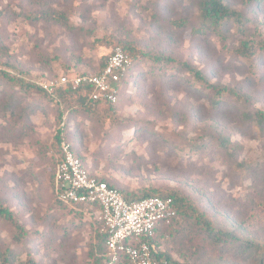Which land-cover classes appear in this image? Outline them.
<instances>
[{
	"label": "rangeland",
	"instance_id": "obj_1",
	"mask_svg": "<svg viewBox=\"0 0 264 264\" xmlns=\"http://www.w3.org/2000/svg\"><path fill=\"white\" fill-rule=\"evenodd\" d=\"M198 1L0 0V62L12 67L0 69H16L26 82L39 87L61 76L96 73L100 59L119 44L133 50L128 53L134 65L110 115L28 95L36 111L21 135L16 122L8 124L10 113L2 118L0 95V203L20 226L0 220V264L4 254L10 264H93L99 258L104 232L96 210L63 206L54 196L58 131L91 176L134 195L181 189L242 239L264 242V128L245 114L264 113V0H224L248 18L245 34L228 45L199 31ZM40 10L48 16L38 21L17 16ZM242 42L256 48L253 58L234 56ZM141 51L188 62L247 101L214 108L207 95L190 88L187 75L168 70L155 77L162 69L157 64L142 77ZM217 137H228L239 150L221 151L211 142ZM236 163L251 172L240 173ZM164 234L160 249L185 264ZM199 264L238 263L208 257Z\"/></svg>",
	"mask_w": 264,
	"mask_h": 264
},
{
	"label": "trees",
	"instance_id": "obj_2",
	"mask_svg": "<svg viewBox=\"0 0 264 264\" xmlns=\"http://www.w3.org/2000/svg\"><path fill=\"white\" fill-rule=\"evenodd\" d=\"M36 1L37 4L42 5L43 0ZM252 2H254V0H248V4H251ZM197 14L199 31L210 37H216L223 45H228L233 36L243 35L247 31L248 18L240 11L228 6L224 0H199L197 3ZM17 16H23L26 19L38 21L48 15L45 13L42 14V11L40 10L33 12L22 11L21 13H17ZM58 16L59 15L56 17L58 18ZM114 47H120L126 53L133 51L126 44H119ZM259 48L264 51V41L261 42ZM4 52L5 48L2 43H0V54ZM255 52L256 48L253 47V45H248L246 42H242L239 47L234 49L233 54L239 59L249 60L250 58H253ZM139 53V64L142 66L144 65L141 72L142 77L147 76L148 73L152 74V72L155 71L152 67L157 64V66H161L160 68L162 69H157L158 75H154L155 77L160 74V76H166L168 70H173L176 74L187 75L189 83H191L190 88L207 95L210 104L214 108H219L222 104L229 103L228 101L242 104H245L247 101L245 95L241 94L235 88L210 82L201 70H198L188 62L164 55L150 54L142 51ZM107 58L100 59L99 70L105 65ZM0 66H4L5 68H8V70L9 68H12L8 62H0ZM133 68L134 65L131 66L126 75L120 80L119 98L115 105H109L102 101H92V90L90 88H79L74 90L71 87H61L55 89L53 94L49 95L34 84L26 82L18 75L19 73H17L16 69L15 71H6L7 69L1 68L0 87L2 90H0V95L3 100L1 103V110L3 112L2 118L6 119L5 113H10L11 120L8 124L12 121L16 122L19 134H23L26 129V124L30 122L29 117L36 111L35 103L26 102L27 96L34 92L45 95L56 103H67L70 105L71 102H74L80 109L90 114L106 113L107 115H110L114 112V108L119 104L120 97L124 90L130 84ZM133 82L135 83L136 79L133 80ZM245 114L251 123L254 122L257 125V128H264V113L256 111L252 114L247 110ZM60 135H62V133L58 131L55 136V143L53 144V150L57 153L58 159L60 158V141L64 140L67 142V140L61 138ZM214 141L223 152L233 153L239 150L236 143L231 142L228 137H217L214 140L211 138V142L214 143ZM201 146L202 145H199V148ZM70 148L73 154L80 160L74 149L71 146ZM236 170L244 175L251 172L250 168L243 163H236ZM98 180L105 182L108 187L116 189L127 202L139 201L147 197L171 198L174 202L176 217L169 225H161L158 227L153 242L158 245L159 238L167 232L168 237L170 236L173 239L174 246L176 247L175 252L182 257L185 264H190L191 262L199 264L202 259L208 257H218L220 260H229L238 264H264V242L242 239L235 232V229H228L227 227L222 226L204 211H201L199 206L192 201L189 193L184 192L181 189H173L163 192L153 190L144 192L140 195H134L125 189L118 188L114 183L105 179ZM58 203L71 208L95 209L96 215L99 210L96 205L89 207L80 204L65 205L60 202ZM259 219L264 222V215L259 216ZM0 220L6 223L9 227L15 226L20 229L12 211L1 203ZM97 222L102 226L100 221L97 220ZM101 239L102 249L99 258L93 259V264H107L105 247L107 235H101ZM157 259H165L173 264H182L174 261L168 253L163 251ZM10 263L9 256L4 254L3 264ZM117 264H127V262L122 257Z\"/></svg>",
	"mask_w": 264,
	"mask_h": 264
},
{
	"label": "built area",
	"instance_id": "obj_3",
	"mask_svg": "<svg viewBox=\"0 0 264 264\" xmlns=\"http://www.w3.org/2000/svg\"><path fill=\"white\" fill-rule=\"evenodd\" d=\"M133 65L131 56L120 47H114L103 68L96 73L61 76L39 88L47 94L61 87L90 88L94 102L115 105L119 98V83ZM60 158L53 178V192L58 202L65 205H96L97 220L102 223L107 264H117L123 257L127 264H173L158 260L162 252L153 242L161 225H169L176 217L171 198L147 197L127 202L114 188L90 176L70 145L61 140Z\"/></svg>",
	"mask_w": 264,
	"mask_h": 264
}]
</instances>
